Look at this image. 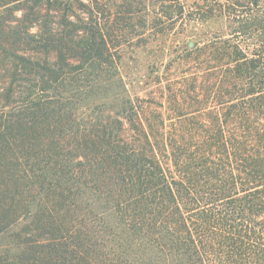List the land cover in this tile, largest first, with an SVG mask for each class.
Instances as JSON below:
<instances>
[{
    "label": "trees",
    "instance_id": "trees-1",
    "mask_svg": "<svg viewBox=\"0 0 264 264\" xmlns=\"http://www.w3.org/2000/svg\"><path fill=\"white\" fill-rule=\"evenodd\" d=\"M0 264H264V0H0Z\"/></svg>",
    "mask_w": 264,
    "mask_h": 264
}]
</instances>
